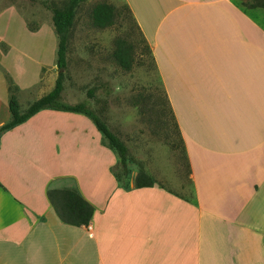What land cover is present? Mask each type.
<instances>
[{
	"label": "crops",
	"instance_id": "crops-1",
	"mask_svg": "<svg viewBox=\"0 0 264 264\" xmlns=\"http://www.w3.org/2000/svg\"><path fill=\"white\" fill-rule=\"evenodd\" d=\"M122 1L184 140L191 199L135 173L118 185L88 117L40 109L0 131V264H264V7ZM70 186L92 206L86 225L46 196Z\"/></svg>",
	"mask_w": 264,
	"mask_h": 264
},
{
	"label": "rangeland",
	"instance_id": "rangeland-1",
	"mask_svg": "<svg viewBox=\"0 0 264 264\" xmlns=\"http://www.w3.org/2000/svg\"><path fill=\"white\" fill-rule=\"evenodd\" d=\"M62 1L0 0L1 126L9 117L2 81L9 93L8 81L15 86L20 110L53 86L57 73L56 36L47 5ZM98 1L115 6L117 14L111 25L91 24L90 8ZM234 1L248 6L250 0ZM125 6L122 0L78 3L69 29L61 99L84 102L125 143L126 163L121 165L117 159L111 168L118 185H128L131 174L143 170L161 185L191 199L184 140L164 96L147 43ZM116 37L132 43L128 70L111 57Z\"/></svg>",
	"mask_w": 264,
	"mask_h": 264
},
{
	"label": "trees",
	"instance_id": "trees-1",
	"mask_svg": "<svg viewBox=\"0 0 264 264\" xmlns=\"http://www.w3.org/2000/svg\"><path fill=\"white\" fill-rule=\"evenodd\" d=\"M81 1L82 0H63L61 4L51 3L47 5L51 11V21L56 36L55 64L57 73L53 86L44 94L30 101L20 110L15 95L16 88L8 81V89L10 91L7 102L9 117L3 123L0 130L3 128H10L24 121L30 115L43 108L79 112L91 120L100 133L103 143L116 154L120 164L124 165L127 161V147L125 143L109 129L104 119L82 101L70 103L61 99L62 77L66 65L65 53L69 29L73 23L75 8ZM247 5L249 7H264V0H250ZM125 8L127 12H129L128 7L125 6ZM116 14L117 10L115 6L107 1L95 2L91 6L89 13L91 24L96 27L111 25ZM132 47V43L122 37H116L113 40L111 57L123 69L128 70L131 67ZM122 170L126 173V168L124 166ZM133 183L135 186H148L152 184V178L143 170H138L133 178ZM121 186L126 187L127 185ZM46 196L61 221L72 225H86L88 223L92 214V206L73 186L49 187L46 190Z\"/></svg>",
	"mask_w": 264,
	"mask_h": 264
},
{
	"label": "water",
	"instance_id": "water-1",
	"mask_svg": "<svg viewBox=\"0 0 264 264\" xmlns=\"http://www.w3.org/2000/svg\"><path fill=\"white\" fill-rule=\"evenodd\" d=\"M0 129H1V125H0Z\"/></svg>",
	"mask_w": 264,
	"mask_h": 264
}]
</instances>
